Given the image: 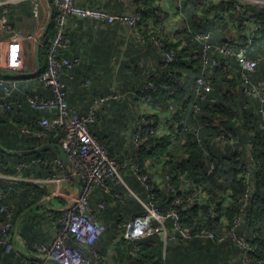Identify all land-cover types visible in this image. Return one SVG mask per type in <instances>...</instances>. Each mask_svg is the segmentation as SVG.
Returning <instances> with one entry per match:
<instances>
[{
	"label": "trees",
	"instance_id": "16d2710c",
	"mask_svg": "<svg viewBox=\"0 0 264 264\" xmlns=\"http://www.w3.org/2000/svg\"><path fill=\"white\" fill-rule=\"evenodd\" d=\"M235 4L232 1L220 0H214L213 3L184 0L181 5V26L175 33L167 36L162 32L167 14L160 0L133 1L136 7L134 13L140 14L135 32L142 39L136 42L141 41L144 48H147L151 47L153 39L160 38L166 51L173 50L175 53L174 61L168 63L156 52L154 63L150 65L134 51L136 44L127 48L128 59L115 70L114 83L119 93L127 95L117 100H109L100 106L89 126V131L98 144L117 163L122 181L112 177L106 179L103 186H95L89 196V208L104 225L101 236L109 233L108 240L112 241L119 235L124 217L136 211L138 213L133 216L143 215L144 210L138 199H145L146 191L140 178L147 177L146 183L153 187L157 206L162 213L176 214L180 231L187 230L188 236L181 237L178 230L172 231L175 219L169 217L168 221L166 220L167 227L177 236V246L166 245L164 248V240L160 234L145 237L136 242L133 251L125 254V261L122 263L121 260V264H196L197 256L191 253L203 247L202 243L225 247L224 243L216 244L209 239L203 240L204 238L197 237V234L209 231L220 235L227 223L240 215L239 198L244 191L242 172L249 163L244 151L248 146L252 148V156L260 166L255 164V191L248 207V216L244 217L237 234L250 239V264H264V130L259 128L262 118L256 103L244 94L240 66L236 59L239 53H244L249 58L264 53V9L243 5L239 10ZM44 12L45 7L41 2L39 19ZM27 16L34 17L32 8L27 11ZM45 19L46 16L39 21L40 26H44ZM244 19L248 20L246 27H242ZM79 21L81 20L70 19L68 27ZM52 33L53 25L38 49L40 72L28 79L35 82V89L19 90L18 86H15L9 99L13 102L11 110H0V145L5 149L24 151L35 149L44 143L59 144L64 134L62 129L53 128L47 138L35 137L34 133L44 131L37 121L47 115L31 107L28 102V96L40 95L50 98L52 95L51 89L41 81ZM198 34H209L212 45L231 52V55L222 59L210 74L211 91L205 100L197 99L194 90L201 63L200 43L196 40ZM30 48L31 44L21 57L4 54L0 60V69L3 60L8 59L10 66H16V69L10 68L14 74L20 76L32 72L35 63L34 53ZM74 67L68 75L73 72ZM251 78L253 82L264 80V61L251 74ZM16 80L27 81L19 77ZM88 81L83 79L81 86L84 94H92L91 105L95 99L112 91L111 87L104 92H94ZM148 83H153L154 89L144 91ZM146 97L150 99L149 108L156 112L153 116L156 120L161 119L169 105H173L174 111L171 118L159 126V134H150L145 129L142 131L140 146L134 156L136 150L126 131L132 129V134L134 133ZM194 104L200 106L199 114L194 113ZM89 109L90 107L85 113L79 114L84 115ZM214 122L216 127L211 126ZM198 123L204 126L199 133L200 141L195 135ZM218 129L231 134L236 144L235 149L240 148L242 151L240 155L230 146L220 150L223 154L216 149L212 141ZM243 135L247 137L246 144ZM56 158V151L18 157L0 151V173L12 176L20 165H24L21 173L25 177L44 179L52 174L51 166ZM154 172L158 173L163 182L168 181L174 191H166L162 182L156 184L152 176ZM0 189L6 195L3 202L13 210V225L27 210L33 208L37 212L35 215L28 214L20 221L19 236L22 241L29 247L45 246L44 238H47V234L42 223L53 224L63 215L61 211L47 210L46 206L35 208L47 197L48 187L0 180ZM128 190L133 192L130 193L131 196L128 195ZM176 199L183 200L182 204L176 205ZM131 205L135 208L131 209ZM43 211L45 216L38 214ZM131 217H128V220ZM6 220L5 213L0 212V232ZM153 226L160 227L155 221ZM69 244L74 243L70 240ZM232 248L234 245L229 244L227 250ZM236 251L240 256L241 250L237 247ZM102 255H105V251ZM93 257L97 258L96 255ZM23 260L28 259L17 255L13 249L6 251L4 246L0 245V264ZM90 264H93L92 260ZM236 264H242L241 259Z\"/></svg>",
	"mask_w": 264,
	"mask_h": 264
},
{
	"label": "built area",
	"instance_id": "2783aa9c",
	"mask_svg": "<svg viewBox=\"0 0 264 264\" xmlns=\"http://www.w3.org/2000/svg\"><path fill=\"white\" fill-rule=\"evenodd\" d=\"M30 2L32 14L39 15L40 5L42 0H0V34L4 36L3 54H12L20 49L25 43L31 44L30 50L34 53L37 36L21 35L8 22V14L11 7L22 2ZM54 7L53 14V33L49 38V45L47 50V64L41 81L43 84L51 89L52 95L46 98L40 95L28 96V102L31 107L41 112L46 113L47 116L42 117L37 121V124L44 129L39 133L33 135L37 138L44 139L48 137V133L53 128H59L64 131L62 138L59 140V145L66 153L69 163L70 171L78 180L81 187L80 197L77 198V190L74 186L71 175L67 169H64L61 160L55 159L53 166H51L52 174L44 179H35L32 177H25L21 170L24 165L18 167V171L12 176L0 173V180L7 182L18 183H32L50 188L49 197L47 199L58 198L64 201L65 207L59 211L62 212L60 220L55 221L56 233L54 238L45 251V256L50 259L58 261L60 264H90V260L86 258L83 253L75 246L77 244L91 245L96 238H98L104 231V225L96 221L89 208V196L95 186H103L106 179L116 178L117 181H122L119 174L117 163L112 160L106 150L98 144L95 138L89 131V126L94 121V114L98 107L102 106L109 100H117L126 96V93H119L115 88L101 97L95 99L91 108L84 115H80L71 109L66 100V90L62 78L67 76L75 66V61L65 56V53L70 49L71 40L67 35L68 21L70 19L83 20L92 19L99 24H113L116 22L126 25L127 29L132 31L134 37L142 40L135 32L136 26L140 21V14L125 13V14H109L102 9H91L81 7L75 4V0H50ZM184 0H177L176 11L180 16L182 15L181 5ZM203 3H210L214 0H200ZM217 1V0H216ZM224 2L232 1L236 8L241 10L243 5H254L258 8L264 9V0H220ZM247 19L243 20L242 27L247 26ZM181 26V25H180ZM179 26V27H180ZM196 40L200 43V74L197 76L194 84L195 97L199 100H205L211 91L210 74L219 66L220 61L217 59L218 54H223L222 59L230 56L231 52L228 49L220 48L212 45L209 34H198ZM156 52L160 53L164 60L168 63L174 61L175 53L173 50L166 51L160 38H155L152 41ZM237 62L240 66L241 72V86L244 94L250 101H254L257 105L262 122L259 128L264 130V80L253 82L251 74H253L259 64L264 61V53H259L253 58H249L244 53L236 55ZM15 85L10 80L0 77V110L9 111L13 105L11 98L12 90ZM154 89L153 83H148L144 87V91ZM149 97L144 98L143 106L140 110V118L136 129L132 134L134 141L135 153L139 149L141 134L145 129L150 134H159V126L171 118L174 111L173 105H169L164 110L161 120L155 119L153 116L156 113L154 109H150L148 103ZM194 113H200V106L194 104L192 106ZM212 127H216L214 122ZM204 126L198 123V128L195 129V135L199 139V133ZM156 128V129H154ZM27 132V130H24ZM219 149H226L228 146L236 148V144L230 133L218 129L217 135L212 141ZM238 155L241 154V149H235ZM249 163L242 172V185L244 191L239 198V212L240 215L235 217L231 222H228L225 230L220 235H214L209 231H201L197 237L209 239L216 244L229 242L231 245L238 247L241 250L240 259L242 264H250L249 252L252 251L250 246V239L238 236L237 229L242 224L244 217L248 216V207L251 204L252 196L255 191V164L260 166L258 161L252 156V148L250 146L244 151ZM210 169L209 173H211ZM145 186L146 197L141 200L138 199L143 207L144 213L141 216H134L124 226L120 228L123 230L122 235L131 240H140L143 237H148L156 232L160 233L164 240V248L167 245V232L164 228L165 221L171 217L175 219V226L178 230L180 227L177 223L178 217L176 214L167 212L162 213L161 209L156 205V196L153 187L147 184V177L140 178ZM164 188L168 192H173L168 181L164 182ZM5 193L0 189V212L6 215V222L0 232V245L4 246L6 251L13 248V230L15 225L12 223L13 210L9 208L3 201L5 200ZM183 200L176 199L175 204H182ZM103 208V205H100ZM152 221H156L160 228L154 227ZM182 235L188 236L187 230H181ZM170 239V238H169ZM73 241V245L69 241ZM169 241V240H168ZM167 242V243H166ZM40 248V247H36ZM164 257V254H163ZM34 259L23 260L21 262H10L8 264H46L44 261H30Z\"/></svg>",
	"mask_w": 264,
	"mask_h": 264
},
{
	"label": "crops",
	"instance_id": "0c3cea01",
	"mask_svg": "<svg viewBox=\"0 0 264 264\" xmlns=\"http://www.w3.org/2000/svg\"><path fill=\"white\" fill-rule=\"evenodd\" d=\"M134 0H75V4L83 7H94L93 9H102L109 14H125V13H133L136 10V7L133 5ZM43 2L45 7V12L42 13V17L46 16L45 23L48 17V9L47 4ZM49 6L53 9V14L55 13V7L50 0H47ZM161 3V1H160ZM19 5V6H18ZM18 5L12 7L11 11L8 14V22L18 30L22 35H34L39 36L44 31V26L39 25V21L42 20V17L39 19V15L36 17L27 16V11L31 10L30 2H22ZM173 6L176 8L177 0H169L166 2V9L164 11L167 13H171ZM254 6V5H252ZM41 7V5H40ZM163 7V6H162ZM256 7V6H255ZM53 20V19H52ZM171 20L168 18V21ZM38 24H36V23ZM164 24H167V16L164 19ZM52 25V23H51ZM40 32L38 33V31ZM162 32L169 36L172 35L171 31L166 30L163 25ZM67 33L71 38L72 45L68 50L67 55L70 58L75 59V67L73 72L65 77L63 80L65 90H66V100L70 108L75 110L78 113H85L87 108H91V99L92 94L87 92L88 94H84L82 90V80H89L88 83L91 85V88L94 92H104L105 90L114 87L115 81V70H117L127 59H128V50L127 48L132 44H136L137 47L134 51H136L137 55L145 62H148L150 65L154 63L156 58V49L151 43V47L144 48V45L141 41L137 43L138 40L136 35L132 31L127 29L126 25L116 22L113 24H99L92 19L81 20L74 25H69L67 29ZM4 42V36L0 34V60L4 55L2 52ZM29 43H25L20 49L16 50L14 53L10 54L11 57H21L26 53L29 48ZM30 51V50H29ZM133 51V52H134ZM134 55V54H133ZM135 56V55H134ZM16 69V66H10L8 59H4L2 62V67L0 69V77L8 78L15 86H18L20 90L35 89V82L29 81L31 78H22L18 74H14L10 68ZM35 70V68H34ZM33 70V71H34ZM32 71V72H33ZM31 73V72H30ZM27 74V73H24ZM17 77L22 79H27L26 82H21L20 80H16ZM80 84V86H79ZM90 90V89H89ZM87 91V90H86ZM91 91V90H90ZM99 109V107H98ZM161 120V119H160ZM163 124V123H162ZM130 141H132V129L126 131ZM153 181L156 184L163 183V179H160L157 172L152 174ZM157 179V180H156ZM47 187V186H46ZM51 188V186H50ZM50 188L48 187V195L47 199L50 195ZM52 190V188H51ZM128 195L133 193L128 190ZM118 197V196H117ZM48 204L45 205L46 209L49 211H59L65 207L64 201L58 198L47 199ZM157 205V201H156ZM159 207V206H158ZM131 209L135 207L133 205L130 206ZM91 213L95 215L97 222H102L101 219H98L96 214L90 209ZM137 211L134 213H130L128 217L132 216L129 220L133 219V215H136ZM37 212L32 210L29 215H35ZM41 216H45V211L38 212ZM27 216V215H26ZM128 217L123 218V224L126 225L128 223ZM25 218V217H24ZM23 218V219H24ZM22 220V219H21ZM168 221V219H167ZM152 221V225H153ZM156 222V221H155ZM104 223V222H103ZM43 230L46 232V237L44 238L45 246H35L29 247L26 245L19 236V226L18 225V235L14 237V247L12 248L15 253L21 256L24 259H34L39 261H44L46 264H57L53 261L47 260L48 258L45 256V251L47 250L49 245L51 244L54 235L56 233V225L55 221L52 222H44ZM105 224V223H104ZM106 226V225H105ZM158 227V226H155ZM160 228V227H158ZM164 228L166 229L168 238L167 242L170 239H175L176 242L173 243L170 247H175L179 244L177 236L171 232L167 227V223L165 221ZM110 229V228H109ZM178 230L174 223V229L172 231ZM122 229L118 236H116L112 241L109 242L108 234L105 233L101 237L95 239V241L91 245L77 244L75 246L83 253V255L88 258L93 264H121L125 261V254L133 251L136 248V242L138 240L127 239L122 235ZM181 237H184L181 233ZM14 234V230H13ZM160 234L156 232L153 235ZM151 235V236H153ZM161 235V234H160ZM149 237V236H148ZM144 238V237H143ZM163 239V237H162ZM205 240V239H203ZM166 242V243H167ZM48 243V244H47ZM223 245H207L206 243H202L203 247L200 249L197 248L196 251H192V255L196 254L198 262L196 264H236L238 263L240 256L239 252L237 253L236 248H232L231 250H227L229 248V242L224 243ZM168 246V243H167ZM40 247V248H36ZM44 249V250H43ZM105 251V255H102V252ZM93 255L97 256V258L93 257ZM192 255H190L189 260L192 259ZM101 259V260H100ZM21 262V261H20ZM183 263V262H182Z\"/></svg>",
	"mask_w": 264,
	"mask_h": 264
},
{
	"label": "water",
	"instance_id": "95a60500",
	"mask_svg": "<svg viewBox=\"0 0 264 264\" xmlns=\"http://www.w3.org/2000/svg\"><path fill=\"white\" fill-rule=\"evenodd\" d=\"M47 4V9H48V17L45 23V27H44V31L41 35H39L37 37V41L35 44V48H34V63H35V70L31 73H27V74H20V76L22 78H33L35 76L38 75V73L40 72V66L38 64V49L40 46V43L42 41V39L44 38V36L47 34V32L49 31V28L51 26L52 23V19H53V9L51 6H49V4L47 3V0H42ZM223 54H218L217 55V59L220 61L222 60ZM243 141L246 144L247 143V137L245 135H243ZM0 151L9 155V156H27V155H31V154H37V153H42V152H46V151H56L58 154L59 159L62 162V165L64 167V169H67L71 175V178L73 180L74 186L76 187L77 190V198L80 197L81 194V187L80 184L78 182V180L76 179V177L72 174V172L70 171V163H69V159L66 155V153L64 152V150L62 149L61 145L56 144V143H44L42 145H40L39 147L32 149V150H24V151H20V150H8L5 149L4 147H2L0 145ZM48 204V200L47 199H43L40 203H38L35 208H39L42 206H45ZM33 210V208L27 210L25 213H23L21 215V217L19 218L18 222L15 224L14 227V237H16L18 235V225L19 222L21 221V219H23L24 217H26V215H28L31 211ZM14 237H13V241H14ZM176 242L175 239H169L168 241V246H172L173 243ZM13 247H14V242H13ZM47 260L49 261H53L57 264H60L58 261L54 260V259H50L48 258Z\"/></svg>",
	"mask_w": 264,
	"mask_h": 264
},
{
	"label": "rangeland",
	"instance_id": "374dc122",
	"mask_svg": "<svg viewBox=\"0 0 264 264\" xmlns=\"http://www.w3.org/2000/svg\"><path fill=\"white\" fill-rule=\"evenodd\" d=\"M160 1H161V6H163V8L166 9V2H168L169 0H160ZM83 7H87V8H91V9L94 8V7H88V6H83ZM174 7L175 6H173V9H172V12L171 13H167V24H164V28H166V30H168V31H171V33H175V31L181 25L182 20H183V16H180L178 14V12L176 11V8H174ZM168 18H170L171 20L168 21ZM39 32H40V30L38 31V33ZM134 129H135V126H134ZM131 142L134 145V141L132 140ZM216 149L223 154V152L220 151L222 149H219L217 147H216ZM58 220H60V219H58Z\"/></svg>",
	"mask_w": 264,
	"mask_h": 264
}]
</instances>
